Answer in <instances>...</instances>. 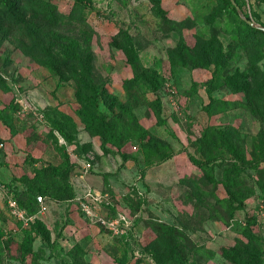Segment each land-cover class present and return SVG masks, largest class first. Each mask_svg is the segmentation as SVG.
<instances>
[{
    "label": "rangeland",
    "instance_id": "1",
    "mask_svg": "<svg viewBox=\"0 0 264 264\" xmlns=\"http://www.w3.org/2000/svg\"><path fill=\"white\" fill-rule=\"evenodd\" d=\"M49 1L63 15L74 2ZM230 1L242 17L224 0H89L83 25L26 12L25 25L0 26V264H115L124 253L128 264H264V161L228 191L220 182L231 157L208 169L189 160L206 158L208 128L264 159V38L239 24L261 31L246 21L264 27V0ZM28 37L56 62L55 75L24 52ZM203 40L225 60L229 85L210 88ZM75 77L91 83L84 98L115 145L77 116ZM134 78L140 87L128 91ZM141 132L171 158L147 166ZM64 159L72 199L33 187L36 212L16 217L10 198L30 190L19 178ZM27 237L33 255L22 262Z\"/></svg>",
    "mask_w": 264,
    "mask_h": 264
},
{
    "label": "trees",
    "instance_id": "2",
    "mask_svg": "<svg viewBox=\"0 0 264 264\" xmlns=\"http://www.w3.org/2000/svg\"><path fill=\"white\" fill-rule=\"evenodd\" d=\"M157 5L160 4V0H151ZM225 5L229 6L235 16H237V11L234 6H232L230 0H224ZM89 0H74L71 10L67 15L60 14L55 6L49 0H0V26L9 25L12 27L25 25L26 12L30 13L31 17L41 16L49 21L57 20H66L69 23H85V14L84 11L87 9ZM241 28L247 33L257 34L264 38V33L257 31L249 27L245 22L239 20ZM36 36H34L35 38ZM34 38L28 37V45H21L24 52L39 61L41 65L46 67L52 75H55L56 62L52 61L50 56L46 53L45 50L40 45V41ZM204 41V46L201 48V55H204L206 64L214 65L213 77L210 82V88H214V84L217 80H222V85H229V79L224 76L223 64L225 60L218 56L216 50L207 40ZM220 64L222 67L220 68ZM222 74V76H221ZM75 83L78 85L77 98L80 103V107L76 110L77 116L80 118L85 129L92 136H100L105 143H110L113 141L112 134L104 129H100V126H105L99 121V117H102L99 114V111L96 110V104L92 97L84 98L85 90H93L90 86L91 83L85 79L75 77ZM139 79L134 78L133 80L125 81L123 83L124 88L128 91L137 90L140 85L138 83ZM0 87L3 90H8L7 86L0 84ZM83 94V95H82ZM210 103L204 108L205 111L210 114L212 106L215 104V100L211 97V90L208 91ZM153 105L160 107L159 99H156ZM157 115L159 110L156 111ZM100 123H99V122ZM104 128H107L106 126ZM60 133L62 129L57 126L56 128ZM229 131L227 130H217L214 128H208L200 139L199 151L206 158L204 160H197L189 156V160L195 166L200 168L208 169L210 164H214L217 160H222V155L231 157L228 159L229 166L223 170V178L221 184L224 189H230L233 181L238 179L240 174L248 170H258L261 163L264 161L263 158L259 159H248L245 155V152L241 146H238L232 142L228 135ZM138 140L143 146L144 149V160L146 161L147 166H151L154 163H162L171 158V153L168 151V148L162 144L156 143L154 141L148 140V134L146 132H141L138 134ZM115 145V141H113ZM225 159V158H224ZM72 171V165L69 163L68 159L59 165H47L41 167L40 169L34 172V176L31 179L23 176L19 180L26 182L30 185V190L24 194L17 196L16 192L11 197L17 203L18 207L28 214L36 212L37 204L35 195L32 193V188L35 187L41 194L50 196L55 195L57 200L66 201L70 200L73 197L71 187L68 183V177ZM190 186L194 191H199L197 185L193 182H189ZM7 187H10V184H7ZM232 206V203H230ZM235 209V208H232ZM159 241V240H158ZM33 255L31 247V239L26 238L24 247L22 249L21 261L25 262L27 256ZM162 255V254H161ZM160 255V256H161ZM159 256V257H160ZM115 264H128L127 254L124 253L120 258L115 260Z\"/></svg>",
    "mask_w": 264,
    "mask_h": 264
},
{
    "label": "built area",
    "instance_id": "3",
    "mask_svg": "<svg viewBox=\"0 0 264 264\" xmlns=\"http://www.w3.org/2000/svg\"><path fill=\"white\" fill-rule=\"evenodd\" d=\"M38 202L42 201L41 197L37 198ZM9 208L11 209L12 213L18 217L20 220H24L26 217V212L22 209H20L17 205V203L15 202V200H13L12 198H10L9 202H8Z\"/></svg>",
    "mask_w": 264,
    "mask_h": 264
},
{
    "label": "water",
    "instance_id": "4",
    "mask_svg": "<svg viewBox=\"0 0 264 264\" xmlns=\"http://www.w3.org/2000/svg\"><path fill=\"white\" fill-rule=\"evenodd\" d=\"M237 12H238L239 15L242 17V13H241V11H240L239 8H237ZM246 22H247L250 26L255 27V28H257V29H259V30H261V31L264 32V27H262V26H257V25H255V24H253L251 21H246Z\"/></svg>",
    "mask_w": 264,
    "mask_h": 264
}]
</instances>
